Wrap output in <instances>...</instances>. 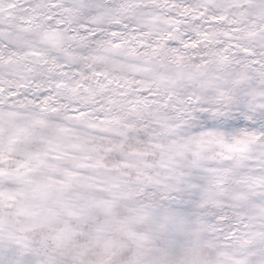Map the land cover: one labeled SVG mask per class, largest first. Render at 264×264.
<instances>
[{"label": "snow or ice", "instance_id": "6c2138e0", "mask_svg": "<svg viewBox=\"0 0 264 264\" xmlns=\"http://www.w3.org/2000/svg\"><path fill=\"white\" fill-rule=\"evenodd\" d=\"M0 264H264V0H0Z\"/></svg>", "mask_w": 264, "mask_h": 264}]
</instances>
